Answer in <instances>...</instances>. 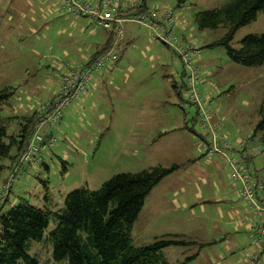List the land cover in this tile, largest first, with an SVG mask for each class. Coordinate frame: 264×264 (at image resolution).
Listing matches in <instances>:
<instances>
[{
  "label": "rangeland",
  "instance_id": "1",
  "mask_svg": "<svg viewBox=\"0 0 264 264\" xmlns=\"http://www.w3.org/2000/svg\"><path fill=\"white\" fill-rule=\"evenodd\" d=\"M118 1L127 10L125 5L132 0ZM230 1L147 0L146 4L149 9H172L180 39H193L199 48L193 56L202 60L199 66L215 88L209 95L201 88L203 79L197 86L207 110L219 118L211 119L212 127H202L196 120V104L182 87L186 76L181 75L179 56L145 26L124 21L115 50L118 58L107 61L102 85L86 103H69L65 113L72 108L73 114H63L51 148L42 152L48 168L38 164L22 172L14 181L13 194L61 213L66 194L75 188L97 189L118 172L176 165L148 193L130 230L134 244L168 236L181 241L162 249L170 264H264V231H260L264 217L257 218L240 194L228 161L233 154L264 180V131L254 133L264 106V63L232 61L225 45H210L224 36L226 27L200 29L195 21L197 11ZM59 3L0 0V89L15 86L10 100L17 98L26 110V105L38 109L50 100L59 88L61 71L85 65L98 48L91 42L102 28L89 18L61 13ZM64 27L73 34L60 33ZM262 31L264 10L236 31L230 45L237 48L245 35ZM61 61L67 62L64 68ZM12 128H18L16 121ZM214 136L228 148L222 145V152H208ZM56 225L52 215L43 238L27 242L26 251L37 264H68L67 258L53 256L49 233Z\"/></svg>",
  "mask_w": 264,
  "mask_h": 264
},
{
  "label": "trees",
  "instance_id": "2",
  "mask_svg": "<svg viewBox=\"0 0 264 264\" xmlns=\"http://www.w3.org/2000/svg\"><path fill=\"white\" fill-rule=\"evenodd\" d=\"M260 10H264V0H232L222 7L197 11L195 21L200 29L224 25L226 33L214 43L225 45L228 57L234 62L259 65L264 63V31L245 35L237 48L232 47L230 41L240 27L256 20ZM14 94V86L0 89V264H23L22 261L37 264V259L26 251L27 242L43 238L52 215L57 217V225L50 231L49 238L53 242L56 260L67 258L68 264H170L165 260L162 249L181 241L169 236L156 237L148 244L135 245L130 230L150 190L176 165H154L134 172H118L97 189L75 188L66 194L61 213L46 205H34L25 197L12 203L9 194L13 193L14 181L22 172L34 170L38 164L48 168L42 152L51 148L55 139L53 131L58 128L56 123L60 120L55 126L46 124L43 128L40 144L45 143V146L36 154L41 158L33 165L25 164L10 186L2 185L36 130L42 114L40 109L23 115L7 114L5 106ZM260 112L254 133L264 131V106ZM14 121L18 128H12ZM250 173L256 178L257 173Z\"/></svg>",
  "mask_w": 264,
  "mask_h": 264
},
{
  "label": "built area",
  "instance_id": "3",
  "mask_svg": "<svg viewBox=\"0 0 264 264\" xmlns=\"http://www.w3.org/2000/svg\"><path fill=\"white\" fill-rule=\"evenodd\" d=\"M59 2L58 10L61 13H71L89 18L109 31L111 34L110 46L102 51L92 62L83 66H68L60 74V83L56 94L41 105L40 110L42 114L36 130L24 146L7 180L2 185H6V187L10 186L12 181L20 174L25 164L33 165L36 160L41 158L37 155L39 150L45 146V143L40 144L43 139V128L45 125H54L62 117L69 103L87 91L93 72L102 70L107 65L108 60L115 61L118 58L115 50L123 33L122 24L124 21L134 20L140 25L145 26L154 39L161 40L179 56L182 61L184 75L186 76V82H184L186 93L188 98L196 104L199 124L202 127H212L213 123L210 121L214 118L213 113L207 110L197 90V86L201 82V72L193 54H199V48L191 39H180L177 33L178 25L176 17L172 9L158 10L156 8H146L133 12L134 9L140 6V2L137 1L128 2L125 5L127 10L121 9L122 4L118 0H59ZM243 144L245 143L242 141L241 146ZM222 145L226 147L225 142L218 141L214 136L213 142L207 145V151L211 152L215 150L222 152ZM228 161L231 177L238 184L240 194L245 196L253 206L257 218L264 216L263 182L252 176L250 170L234 157L233 154L229 157Z\"/></svg>",
  "mask_w": 264,
  "mask_h": 264
},
{
  "label": "crops",
  "instance_id": "4",
  "mask_svg": "<svg viewBox=\"0 0 264 264\" xmlns=\"http://www.w3.org/2000/svg\"><path fill=\"white\" fill-rule=\"evenodd\" d=\"M94 1H97V0H94ZM133 2H135L136 0H132ZM132 1H130V2H132ZM129 2V3H130ZM137 2H140V5H142V7L141 6H139L137 9H134L133 10V12H136L137 10H140V9H142V8H147V0H137ZM59 11V10H58ZM66 14H70V15H73V16H75V17H81V16H77V15H75V14H71V13H66ZM75 26H77V24H74ZM95 25H97V26H100L99 24H95ZM197 25V24H196ZM101 28H102V33H100V32H98V35L96 36L97 38H94V39H96V40H93L92 42H91V45H95V46H98V48L92 53V55L90 56V57H88V59L86 60V61H89L90 59H92L94 56H96V55H98V54H100L103 50H105L106 49V47L108 46V44H109V42H110V37H111V34H110V32L109 31H107L106 29H104L102 26H100ZM183 27V25H181V28ZM203 29H206V28H203ZM211 29V28H210ZM68 31V28H66V27H64V28H62L61 30H60V33H62V32H64V33H67V34H73V33H70V32H67ZM95 30H93V31H91V32H93V34L95 33L94 32ZM74 32H76V31H74ZM191 40H193V39H191ZM216 40H214L213 42H211L210 43V45H214V44H216V43H214ZM38 42H40V40L38 39ZM195 42V41H194ZM80 49V48H79ZM100 52V53H99ZM56 61H59V59H57ZM62 63H61V67L62 68H64L65 67V64H67V62L65 63V62H63V61H61ZM200 62H202V60H196V64H197V66H198V68H200ZM203 66V65H202ZM68 67V66H67ZM65 69H63L62 71H61V73L64 71ZM200 70V72H201V81H202V79H203V82H202V86H201V88L203 89V91H205V92H207L209 95H211L214 91H215V88L211 85V83L209 82V81H207V72L206 71H204V70H201V68L199 69ZM104 68L102 69V70H99V71H97V76L95 77L94 75H93V77H92V79H90V82H89V85H88V89H87V91L84 93H82L81 95H79V96H77L74 100H72V102L70 103L71 104V106L72 105H75V106H77V105H80L81 103H82V101L84 102V103H86V101L88 100V99H90V97H92L93 96V90L94 89H96L98 86H101L102 85V81H103V78H104ZM60 73V74H61ZM182 74V76L184 75V71H183V68H182V72H181ZM202 73H203V77H202ZM59 77H60V75H59ZM183 82H184V80H183ZM58 84V83H57ZM176 86H177V84H173V88H174V91H175V93L178 95V98H182V96H181V93H180V91L179 92H176V90H177V88H176ZM15 87V86H14ZM182 87H184V83H183V86ZM15 89H16V87H15ZM25 90H28V87H26L25 88ZM201 95V94H200ZM14 96V95H13ZM12 96V97H13ZM14 101V102H13ZM13 101H9V103L8 104H6V106H5V112L7 113V114H9V115H23V114H27V113H29V112H31V111H33V110H38L39 111V109H40V107L38 108V109H35L34 108V106H30V105H26V108H27V110L26 109H24V104H21L20 102L18 103V100H17V98H15V99H13ZM26 104V103H25ZM69 104V105H70ZM68 105V106H69ZM67 106V107H68ZM66 107V108H67ZM66 110V109H65ZM65 110H64V113L63 114H66V115H68L69 116V114H71L73 111H72V108H69L68 109V111L65 113ZM19 112H22V114H18ZM73 114V113H72ZM214 115H216V114H214L213 113V116ZM62 118V117H61ZM60 118V119H61ZM198 119V117H196V120ZM216 119H219V118H217V117H215L214 116V118H213V121H215ZM50 130V129H49ZM243 149V148H242ZM244 158H245V156H244ZM248 168V167H247ZM249 169V168H248ZM255 173H256V171H255ZM256 178L257 179H259L261 182H263V184H264V180L261 178V177H259L258 175H256ZM22 182H21V187H22ZM14 190V189H13ZM17 192H19V191H14V193H17ZM224 193H226V191H224ZM12 195H14L12 192H10V194H9V197H10V199L12 200V203H14V202H16V200H18L20 197H17L18 195H14V196H12ZM15 198H17V199H15ZM256 228H258V229H260V226L259 225H256ZM262 230H264V228H261L260 229V231L262 232ZM261 234H264V232H262ZM258 241H260L259 239H258Z\"/></svg>",
  "mask_w": 264,
  "mask_h": 264
}]
</instances>
